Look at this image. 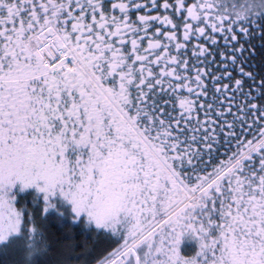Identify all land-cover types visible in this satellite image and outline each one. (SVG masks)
Masks as SVG:
<instances>
[{"label": "snow or ice", "instance_id": "snow-or-ice-1", "mask_svg": "<svg viewBox=\"0 0 264 264\" xmlns=\"http://www.w3.org/2000/svg\"><path fill=\"white\" fill-rule=\"evenodd\" d=\"M0 264H264V0H0Z\"/></svg>", "mask_w": 264, "mask_h": 264}]
</instances>
